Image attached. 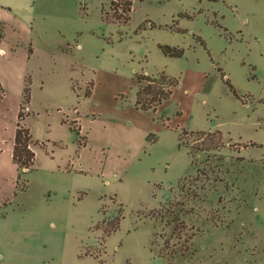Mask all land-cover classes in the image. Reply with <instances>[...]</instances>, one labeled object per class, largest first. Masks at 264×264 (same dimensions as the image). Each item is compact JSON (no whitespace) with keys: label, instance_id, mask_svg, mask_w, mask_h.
I'll return each instance as SVG.
<instances>
[{"label":"rangeland","instance_id":"1","mask_svg":"<svg viewBox=\"0 0 264 264\" xmlns=\"http://www.w3.org/2000/svg\"><path fill=\"white\" fill-rule=\"evenodd\" d=\"M110 12L0 0V264H264V0ZM142 72L179 78L155 109ZM28 77L30 170L10 148Z\"/></svg>","mask_w":264,"mask_h":264},{"label":"trees","instance_id":"2","mask_svg":"<svg viewBox=\"0 0 264 264\" xmlns=\"http://www.w3.org/2000/svg\"><path fill=\"white\" fill-rule=\"evenodd\" d=\"M119 1L120 0H110L111 17L119 21H128L130 18V12L132 11L133 0H122V3H119ZM161 48L167 55L170 56H180L182 54V50L178 47L161 45ZM136 78L138 81V89L136 91V105L142 109H155L157 104L161 103L163 99L169 97L172 92V87L179 83V78L166 73H160L157 76H151L142 72L136 73ZM143 81L146 82V85L142 84ZM86 93L89 94L90 90H88ZM29 100L30 84L28 77V80H26L23 88V99L22 103L20 104L17 113V120L15 123L12 160L16 164L17 169L25 167V169L30 170L35 160V151L30 147V144L33 142L32 135L29 128L22 123L25 116L28 114L24 113L22 109L27 107ZM71 127H73V130H76L77 128L72 124ZM77 133L79 134L78 130ZM205 135L212 136L214 134L208 132ZM85 144L86 136L80 135L79 145ZM215 146L210 145V147ZM119 216H117V220L119 219ZM176 253L177 251L159 254L165 255L168 257V259L173 260L176 256Z\"/></svg>","mask_w":264,"mask_h":264},{"label":"crops","instance_id":"3","mask_svg":"<svg viewBox=\"0 0 264 264\" xmlns=\"http://www.w3.org/2000/svg\"><path fill=\"white\" fill-rule=\"evenodd\" d=\"M4 42H5L4 36L0 37V46H1L2 43H4ZM0 48H3V49H4V47H2V46H1ZM4 50H5V49H4ZM0 88H1V87H0ZM0 93H1V96L4 95L2 90H0ZM14 133H15V127H14V131H13L12 138H11V145H10L11 153H12V150H13Z\"/></svg>","mask_w":264,"mask_h":264}]
</instances>
